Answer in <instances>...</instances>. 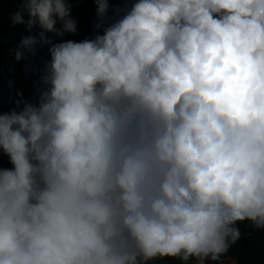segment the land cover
Returning a JSON list of instances; mask_svg holds the SVG:
<instances>
[{
    "label": "clouds",
    "instance_id": "obj_1",
    "mask_svg": "<svg viewBox=\"0 0 264 264\" xmlns=\"http://www.w3.org/2000/svg\"><path fill=\"white\" fill-rule=\"evenodd\" d=\"M95 4L82 41L69 0L11 17L42 29L17 61L62 42L38 101L0 112V264L220 261L264 229V0Z\"/></svg>",
    "mask_w": 264,
    "mask_h": 264
},
{
    "label": "trees",
    "instance_id": "obj_2",
    "mask_svg": "<svg viewBox=\"0 0 264 264\" xmlns=\"http://www.w3.org/2000/svg\"><path fill=\"white\" fill-rule=\"evenodd\" d=\"M133 0H109V16L118 19L124 14L127 7H130ZM72 5L71 16L77 21V33L75 35L66 34L62 40L82 41L94 36V24L96 23L95 0H69ZM20 7V0H0V52L9 54L10 59H5L4 54L0 55L3 60L0 62V112H7L15 105L14 100L18 99L17 93L22 94L24 100L37 102L39 92L44 86L41 82L45 65L50 62V47L58 42L60 38L52 33H47L51 43H37L35 54L25 52L24 58L17 61L15 50L21 40L26 36H37L42 29L34 26L29 31L25 25L17 34L16 40L10 43L3 42L2 39L11 26V17ZM119 9V16L113 10ZM27 20V15H25ZM0 167L10 168L8 157L0 152ZM237 227L240 229V237L231 244L228 251L224 253L220 261H208L207 264H264V229L255 228L250 222H240ZM195 263L190 262V264ZM147 264H183L178 258H157Z\"/></svg>",
    "mask_w": 264,
    "mask_h": 264
},
{
    "label": "built area",
    "instance_id": "obj_3",
    "mask_svg": "<svg viewBox=\"0 0 264 264\" xmlns=\"http://www.w3.org/2000/svg\"><path fill=\"white\" fill-rule=\"evenodd\" d=\"M25 27L24 24H17V25H13V23L11 22V26L9 28V30L6 32L5 36L3 37L2 41L3 42H13L16 40L17 34L20 33L21 29H23ZM3 52H0V55H3ZM3 59L0 58V62Z\"/></svg>",
    "mask_w": 264,
    "mask_h": 264
},
{
    "label": "rangeland",
    "instance_id": "obj_4",
    "mask_svg": "<svg viewBox=\"0 0 264 264\" xmlns=\"http://www.w3.org/2000/svg\"><path fill=\"white\" fill-rule=\"evenodd\" d=\"M4 58L5 59H10V55L9 54H4ZM235 262H232V263H224V264H234ZM192 264H195V263H192Z\"/></svg>",
    "mask_w": 264,
    "mask_h": 264
}]
</instances>
